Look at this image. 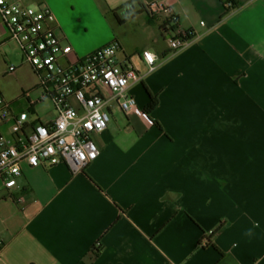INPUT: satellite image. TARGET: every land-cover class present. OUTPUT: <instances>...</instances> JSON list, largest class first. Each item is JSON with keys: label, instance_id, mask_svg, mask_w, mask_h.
Masks as SVG:
<instances>
[{"label": "crops", "instance_id": "1", "mask_svg": "<svg viewBox=\"0 0 264 264\" xmlns=\"http://www.w3.org/2000/svg\"><path fill=\"white\" fill-rule=\"evenodd\" d=\"M25 1L54 12L70 60L115 40L144 76L128 88L137 109L109 104L82 171L21 162L23 201L0 193V264H264V0H164L179 26L145 12L154 0ZM181 29L190 40L173 50ZM5 55L20 60L0 20V96L30 124L52 121L30 64L9 71Z\"/></svg>", "mask_w": 264, "mask_h": 264}, {"label": "built area", "instance_id": "2", "mask_svg": "<svg viewBox=\"0 0 264 264\" xmlns=\"http://www.w3.org/2000/svg\"><path fill=\"white\" fill-rule=\"evenodd\" d=\"M226 5L231 6V1H226ZM143 9L152 16L165 13L179 26L167 1H148ZM0 20L20 54L18 62L4 56L8 70L13 71L22 62L30 64L43 96L51 98L56 112L50 122L30 124L27 112L14 116L10 103L0 96V123L11 119L9 132H0V193L22 202L23 197L14 191L21 162L37 166L63 161L73 172L82 171L100 154L93 136L107 128L109 104L116 102L126 113L137 109L128 88L142 80L144 74L132 65L122 64L121 47L115 40L70 60L72 47L56 34V16L44 3L0 0ZM178 34L169 39L173 50L190 40L187 31L181 29ZM141 54L147 71H153L157 66L156 54L149 49Z\"/></svg>", "mask_w": 264, "mask_h": 264}, {"label": "trees", "instance_id": "3", "mask_svg": "<svg viewBox=\"0 0 264 264\" xmlns=\"http://www.w3.org/2000/svg\"><path fill=\"white\" fill-rule=\"evenodd\" d=\"M187 33L190 35V31H187ZM150 95V94H149ZM155 99L152 95H150V100H149V108L153 107L155 105ZM146 111V110H145ZM223 226L222 223H219L217 225V227L213 230V232H211V234L208 236V235H204L200 240H199V246L203 244V240L206 238L207 239V242L206 244H212L215 246V244L213 243V240H212V236H214L216 233H218L221 229V227ZM98 241L96 243L93 244V249L98 253L101 249V244H99Z\"/></svg>", "mask_w": 264, "mask_h": 264}, {"label": "rangeland", "instance_id": "4", "mask_svg": "<svg viewBox=\"0 0 264 264\" xmlns=\"http://www.w3.org/2000/svg\"><path fill=\"white\" fill-rule=\"evenodd\" d=\"M31 4H36V3H35V2H31ZM71 57H72V56H71ZM71 57H70V58H71Z\"/></svg>", "mask_w": 264, "mask_h": 264}, {"label": "snow or ice", "instance_id": "5", "mask_svg": "<svg viewBox=\"0 0 264 264\" xmlns=\"http://www.w3.org/2000/svg\"><path fill=\"white\" fill-rule=\"evenodd\" d=\"M149 59H151V57H149Z\"/></svg>", "mask_w": 264, "mask_h": 264}]
</instances>
